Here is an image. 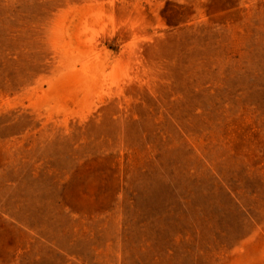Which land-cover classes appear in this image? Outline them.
<instances>
[{"label":"rangeland","instance_id":"374dc122","mask_svg":"<svg viewBox=\"0 0 264 264\" xmlns=\"http://www.w3.org/2000/svg\"><path fill=\"white\" fill-rule=\"evenodd\" d=\"M0 264H264V0H0Z\"/></svg>","mask_w":264,"mask_h":264}]
</instances>
